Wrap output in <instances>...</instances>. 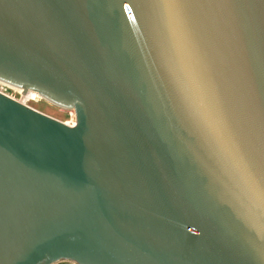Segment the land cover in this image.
Listing matches in <instances>:
<instances>
[{
  "label": "water",
  "instance_id": "95a60500",
  "mask_svg": "<svg viewBox=\"0 0 264 264\" xmlns=\"http://www.w3.org/2000/svg\"><path fill=\"white\" fill-rule=\"evenodd\" d=\"M0 264H264V0H0Z\"/></svg>",
  "mask_w": 264,
  "mask_h": 264
},
{
  "label": "rangeland",
  "instance_id": "374dc122",
  "mask_svg": "<svg viewBox=\"0 0 264 264\" xmlns=\"http://www.w3.org/2000/svg\"><path fill=\"white\" fill-rule=\"evenodd\" d=\"M0 92L2 93H6V95H9V96H12V97H15L16 99H20V95L13 92L12 90L10 89H7L5 87H0ZM27 104L28 106L34 108V109H37L38 111L50 116V117H53L57 120H60V121H65L67 120V110L65 109H62L60 107H57L55 106L54 104L46 101V100H39L38 101H33V100H30V101H27ZM56 264H76L74 262H72L71 260H64V261H60Z\"/></svg>",
  "mask_w": 264,
  "mask_h": 264
},
{
  "label": "bare ground",
  "instance_id": "6f19581e",
  "mask_svg": "<svg viewBox=\"0 0 264 264\" xmlns=\"http://www.w3.org/2000/svg\"><path fill=\"white\" fill-rule=\"evenodd\" d=\"M0 87H5V88L10 89V90H12L13 92L19 94L20 97H21L20 99H16L15 97H12V96H10V97H12L13 99H16V100H18L19 102L24 103V104H26V105H28V104H27V101H30V100L38 101V102H39V100H46V99H44L41 95H39L36 91L30 90V91L26 92L25 94H23V93H22L23 90H22L21 88H18V87H16V86L10 85V84L5 83V82H2V81H0ZM0 91H1V90H0ZM5 94H6V93H5ZM8 96H9V95H8ZM46 101H47V100H46ZM61 261H64V260H61ZM68 261H69V260H68ZM72 262H74V261H72ZM74 263H75V262H74Z\"/></svg>",
  "mask_w": 264,
  "mask_h": 264
},
{
  "label": "built area",
  "instance_id": "2783aa9c",
  "mask_svg": "<svg viewBox=\"0 0 264 264\" xmlns=\"http://www.w3.org/2000/svg\"><path fill=\"white\" fill-rule=\"evenodd\" d=\"M26 105V104H25ZM28 106V105H27ZM30 107V106H29ZM32 108V107H31ZM34 109V108H33ZM35 110H37V109H35ZM67 115H68V117H67V120H65V121H62V122H64V123H66L67 125H69V126H73V125H75V122H76V117H75V113H74V111L73 110H67ZM58 262H60V261H58ZM58 262H55V263H52V264H56V263H58Z\"/></svg>",
  "mask_w": 264,
  "mask_h": 264
}]
</instances>
